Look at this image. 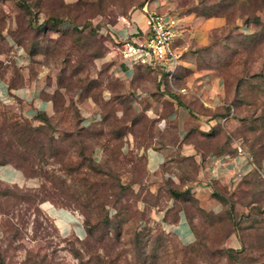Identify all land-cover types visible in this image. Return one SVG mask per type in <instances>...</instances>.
Instances as JSON below:
<instances>
[{"label":"rangeland","instance_id":"rangeland-1","mask_svg":"<svg viewBox=\"0 0 264 264\" xmlns=\"http://www.w3.org/2000/svg\"><path fill=\"white\" fill-rule=\"evenodd\" d=\"M143 1L0 0V70L16 83L35 85L44 97L55 95L50 131L68 150L66 160L75 166L83 145V154L92 155L101 170L88 177L97 191L84 193L82 182L60 170L57 157L48 156L41 166L53 171L61 185L59 194L45 201L68 207L84 220L78 203L96 195L105 204L92 209L93 218L107 215L111 222H100L83 244L62 235L42 208L36 209V201L21 196L44 177H27L24 185L0 180V264H96L99 258L106 264H264V175L253 168L224 183L203 169L207 153L230 150L233 139L253 151L255 166L264 172V0H152L156 9L184 18L178 42L183 56L210 68L223 83L225 103L215 111L219 123L212 133L200 138L190 124L186 139L202 150L198 160L181 152L177 123L168 117L182 101L183 92L172 87L179 82L143 70L126 77L108 54L114 43L110 26L140 9ZM211 17H224L225 23L209 31L206 45L200 44L198 25ZM249 40L253 43L246 46ZM18 50L25 56L21 63L13 58ZM192 94L187 100L195 106L199 103ZM0 114V119L23 123L27 118L46 126L14 103L0 102ZM80 119L101 130L84 137L81 145L71 142ZM159 142L172 147L160 172L152 174L144 153ZM170 190L189 194L173 196ZM215 201L222 205L218 212L212 210ZM181 210L195 230V240L187 245L162 222L174 220ZM126 213L131 219L118 231L113 222ZM234 231L239 248L227 242ZM138 232L146 235L136 244ZM227 247L234 249L232 254L224 251Z\"/></svg>","mask_w":264,"mask_h":264},{"label":"crops","instance_id":"crops-1","mask_svg":"<svg viewBox=\"0 0 264 264\" xmlns=\"http://www.w3.org/2000/svg\"><path fill=\"white\" fill-rule=\"evenodd\" d=\"M72 1V0H69ZM157 2H151L150 6L155 9ZM168 12V11H167ZM224 17H211L202 19L198 25V30L201 33L198 43L206 45L208 42L209 31L213 28L221 27L225 23ZM144 15L140 9L134 10L130 16L123 17L116 23L110 26V33L112 38L120 39L129 33L134 27L138 29L145 28ZM182 19L179 20L178 34L175 38V46L181 53L180 64L175 71L170 73L164 69L156 67V69H150L145 67H137L133 69H126L123 71V66L120 69L123 71L126 77H132L139 70H143L146 73H156L158 79L162 75H168L170 78H175L179 85L174 86L176 90L183 92L180 96L182 101L175 103L174 112L171 113L169 120L177 123V142L181 144L180 149L183 154H193L198 160L202 150H199L197 145L191 140L187 141V137L190 136L192 127L190 124L196 125L197 135L200 138H205L210 135L214 126L219 123V115L215 111L223 108L224 92L223 83L219 77L210 68L206 69L195 65L192 56L187 54L183 56L184 49L178 43L183 37L184 27L182 25ZM9 43L12 41L10 37H5ZM23 50H18L13 55L14 61L21 63L25 59ZM1 58V57H0ZM9 76L2 70H0V102L2 103H14L16 108L20 110L25 116L32 118L37 112H45L47 115L53 113V106L50 100L43 97L41 90L35 85L29 83H22L18 86L9 87ZM190 93H194L193 97L197 101L195 106L189 103L187 100ZM182 104V105H181ZM166 117H162L161 121ZM85 122V121H84ZM194 127V126H193ZM230 150L220 152H209V158L204 162V171L212 178H219L224 183H230V179L238 176V173L242 175L250 172L255 166L253 160L247 159L246 155L238 153L237 148L241 146L237 140H230ZM172 145L170 142H159L157 145H152L145 150V163L147 170L152 174H158L161 169L162 163L166 159V154L170 152ZM243 147V146H241ZM244 148V147H243ZM245 149V148H244ZM246 151V149H245ZM246 153L249 154L248 151ZM251 156V154H250ZM201 158V157H200ZM252 158V156H251ZM261 165L264 168V160L261 161ZM220 175V176H219ZM0 180L5 183L24 185L29 179L22 174L18 166L11 162L5 165H0ZM42 210L48 215L53 224L62 235H69L84 239L86 237V230L82 219L76 215L73 211L69 210L65 206H56L50 201H43L40 204ZM222 209V205L215 201L212 202V210L218 212ZM166 227L170 228L175 237L183 244H191L195 240V233L192 225L186 216L184 211L178 212V219L164 220L162 221ZM228 244L233 247H240L239 240L236 232H232L228 238Z\"/></svg>","mask_w":264,"mask_h":264},{"label":"trees","instance_id":"trees-1","mask_svg":"<svg viewBox=\"0 0 264 264\" xmlns=\"http://www.w3.org/2000/svg\"><path fill=\"white\" fill-rule=\"evenodd\" d=\"M212 15L220 14L219 12H215L212 13ZM54 19L52 18V20ZM248 37L251 40V38H254V34H248ZM250 40L247 42L245 41L244 44L248 46L249 44L253 43V41ZM238 44H242V41H239ZM241 82L242 79H239L236 86L239 87ZM19 84L20 83H16L13 78L9 79V87L18 86ZM238 87L236 88L238 89ZM44 98L52 102V105L56 111L57 100H55V95ZM33 118L45 123L46 126L44 124H39L37 126L33 125V123H31L27 118H23V123H20L15 119L9 120L6 117L0 119V165H5L13 162L18 166L22 174L26 177L42 176L45 179V181H42L37 188H33L32 190H27V192H24L23 195H21L23 199H26L30 202L36 201L38 203V207L36 209L42 212L39 204L45 201L48 197H55L59 194V191L57 192L56 189H58L60 183L58 182V180H56V176L54 175L53 171L45 169L43 168V166H41L42 162L46 160L48 156L57 157L59 162L62 163L59 169L71 175H74V177L82 182V188L83 190H85L84 193L91 191L96 192L97 189L96 187H94L95 181H91V183H88V177L91 175V171L98 174L101 172V170L98 168V165L94 163L95 159L92 155L88 157L83 154L84 152L82 148L84 146L81 145V143L83 142L84 137L94 136L101 130L96 127V125H94V127L93 125L89 126L81 119L76 121L79 122L80 126L77 127V131L75 133L76 139L72 140L71 142L73 144L77 142L80 143L81 146L78 153V156H80V160L75 164V166H72L70 165L69 161L66 160V153H68V150L64 146L59 145V143L56 142L54 132L50 131V120L52 119V117L47 115L45 112H37L33 116ZM46 128L49 130H46ZM3 134L7 137V141L4 140V136H2ZM65 134L67 133H64L62 136L60 135L62 139L67 137V135ZM249 152L252 153L253 151L250 150ZM86 160H88V164H86ZM46 181L50 182L53 190L48 188ZM170 192L173 196L189 194L188 190H184L181 192L170 190ZM97 198L98 197L96 195H90L88 197V200L86 198L85 202H79V206H77L80 207V210L84 215V220H82V223L84 224L87 235H92L94 230L99 225H101L100 222L106 224L111 223L107 215H104L103 219L99 216L93 218L91 214L92 209L99 207L101 208L102 205L105 204ZM231 218H233L232 215ZM130 219L131 215L126 213L123 218H118L113 223L115 224V227L118 229V231H120L119 229L123 227V223ZM173 219L174 221H176L178 219V215H174ZM145 235L146 234L140 232L135 233L134 241L136 242V244L142 243ZM76 239L77 241L82 242V239H79L78 237H76ZM82 243L85 244V242ZM233 250L234 249L232 247L224 248V251L226 253L228 252L229 254H232ZM96 264L106 263L102 258H99Z\"/></svg>","mask_w":264,"mask_h":264},{"label":"built area","instance_id":"built-area-1","mask_svg":"<svg viewBox=\"0 0 264 264\" xmlns=\"http://www.w3.org/2000/svg\"><path fill=\"white\" fill-rule=\"evenodd\" d=\"M151 2L144 0L140 7L144 15V29L134 27L122 38L113 39L108 54L119 66H123V71L137 67H159L172 73L180 64L181 53L174 44L179 20L170 12L152 8ZM237 151L246 155L247 159H252L243 147H237ZM253 167L264 175L262 169ZM241 175L238 173V176Z\"/></svg>","mask_w":264,"mask_h":264}]
</instances>
